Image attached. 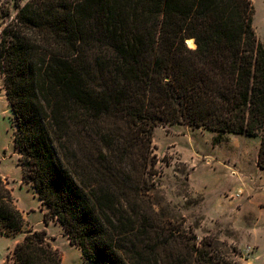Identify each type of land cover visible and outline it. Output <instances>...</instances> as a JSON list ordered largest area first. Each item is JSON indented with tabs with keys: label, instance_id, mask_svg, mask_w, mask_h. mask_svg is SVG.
<instances>
[{
	"label": "trees",
	"instance_id": "1",
	"mask_svg": "<svg viewBox=\"0 0 264 264\" xmlns=\"http://www.w3.org/2000/svg\"><path fill=\"white\" fill-rule=\"evenodd\" d=\"M23 1V3H21ZM0 12V73L22 182L90 264H240L158 207L152 144L164 123L259 137L264 40L251 0H13ZM194 43V47L188 42ZM192 43V44H193ZM26 225L0 173V234ZM5 264H62L29 227Z\"/></svg>",
	"mask_w": 264,
	"mask_h": 264
},
{
	"label": "rangeland",
	"instance_id": "2",
	"mask_svg": "<svg viewBox=\"0 0 264 264\" xmlns=\"http://www.w3.org/2000/svg\"><path fill=\"white\" fill-rule=\"evenodd\" d=\"M253 27L264 40V0H251ZM23 3V1H21ZM13 0H0V12ZM189 45V44H188ZM193 45H190L191 47ZM14 117L8 105L0 73V172L14 184L21 176L18 153L13 147ZM219 133L186 124L157 125L152 144L161 174L154 198L159 208L185 220L197 237H216L237 248L240 264H264V170L256 165L259 137ZM21 204L30 211L32 225L42 228L43 215L37 198L23 187L16 190ZM47 235L62 254V264H90L71 245L62 227L50 221ZM29 222L22 228L25 232ZM12 237L0 236V264L9 252Z\"/></svg>",
	"mask_w": 264,
	"mask_h": 264
},
{
	"label": "crops",
	"instance_id": "3",
	"mask_svg": "<svg viewBox=\"0 0 264 264\" xmlns=\"http://www.w3.org/2000/svg\"><path fill=\"white\" fill-rule=\"evenodd\" d=\"M0 173H1V172H0ZM1 175H2V177H3L6 181L9 179V178H8V179L5 178V176H4L2 173H1ZM14 182H15L14 184H10V183H8V186L12 189V195H13V197H14L16 207L22 212L23 216H24L25 219H26V222H29L30 227H32V228H34V229H40V228H37L36 226H34V225L31 224V222H30V220H29V217H30V211H29L28 208L24 207V206L21 204V202L19 201V197H18V195H17V193H16V190L25 187V188H27V190H30V191H31V195L33 196V198H37V197L34 195L32 189L29 187V185L26 184V183H23V182H22V175L20 176V178H19L18 180H15ZM37 202H38V203H37V209H38V210L41 212V214L43 215L44 210H41L40 202H39L38 199H37ZM48 224H49V223H48ZM48 224H47V225H48ZM47 225L44 224V226L42 227V228H45L46 231H48V226H47ZM24 234H25V229H24V230L22 229V230H20L18 233H16V234L13 235V236H6V237H12V239H13V240H12V245H11V247H9V250H8V251H10V250L12 249V247L15 245V243H17L18 241H21V240H22ZM0 236L3 237V236H5V235L0 234ZM7 253H9V252H7ZM6 256H7V255H6ZM6 258H7V257L3 258V264H5Z\"/></svg>",
	"mask_w": 264,
	"mask_h": 264
},
{
	"label": "bare ground",
	"instance_id": "4",
	"mask_svg": "<svg viewBox=\"0 0 264 264\" xmlns=\"http://www.w3.org/2000/svg\"><path fill=\"white\" fill-rule=\"evenodd\" d=\"M189 45H193L191 42H188Z\"/></svg>",
	"mask_w": 264,
	"mask_h": 264
},
{
	"label": "water",
	"instance_id": "5",
	"mask_svg": "<svg viewBox=\"0 0 264 264\" xmlns=\"http://www.w3.org/2000/svg\"><path fill=\"white\" fill-rule=\"evenodd\" d=\"M192 43H193V41H192ZM195 45H194V43H193V47H194Z\"/></svg>",
	"mask_w": 264,
	"mask_h": 264
}]
</instances>
